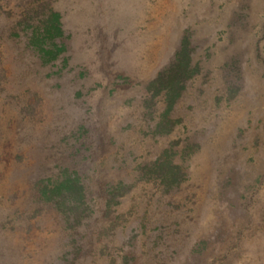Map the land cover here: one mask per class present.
Instances as JSON below:
<instances>
[{
  "label": "rangeland",
  "instance_id": "rangeland-1",
  "mask_svg": "<svg viewBox=\"0 0 264 264\" xmlns=\"http://www.w3.org/2000/svg\"><path fill=\"white\" fill-rule=\"evenodd\" d=\"M65 172L79 221L41 196ZM0 264H264V0H0Z\"/></svg>",
  "mask_w": 264,
  "mask_h": 264
},
{
  "label": "trees",
  "instance_id": "trees-1",
  "mask_svg": "<svg viewBox=\"0 0 264 264\" xmlns=\"http://www.w3.org/2000/svg\"><path fill=\"white\" fill-rule=\"evenodd\" d=\"M48 25L46 26L47 33L49 38H55V36L61 34V22L59 21L58 14L52 12L50 14ZM52 23H55L53 25ZM35 37L34 43L38 45L40 53L42 55L52 54V60L57 58L61 53L62 49L57 47L56 52L53 50L47 52L46 44ZM40 40V41H39ZM190 42L188 38H184L183 44L179 52H176L175 60L170 64V66L161 71L158 76L150 83L151 87L155 86L158 88V92L166 89L164 94L166 111L162 115V118L159 122L156 123L155 129L158 133H170L172 131V120L170 119V111H172L174 100L179 96V90L184 86V81L186 77V72L191 62L190 53ZM152 90V89H151ZM154 96L156 94H153ZM167 152V151H165ZM149 174L155 176L157 179L161 180L168 187L170 185L179 184L181 181L182 173L180 172V167L174 164L170 158L159 159L147 167ZM62 180H57L53 183V187L50 188L48 185H44L41 188V196L45 198L48 202H53L59 210L64 212H72L75 220H81V217L86 216L85 210L87 207L84 201V192L85 186L82 184L80 177L73 173L65 172ZM116 188L113 189V194H116ZM114 194V196H115Z\"/></svg>",
  "mask_w": 264,
  "mask_h": 264
}]
</instances>
